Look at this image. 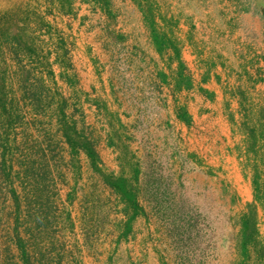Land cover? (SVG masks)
Here are the masks:
<instances>
[{
	"label": "rangeland",
	"instance_id": "rangeland-1",
	"mask_svg": "<svg viewBox=\"0 0 264 264\" xmlns=\"http://www.w3.org/2000/svg\"><path fill=\"white\" fill-rule=\"evenodd\" d=\"M0 264H264V0H0Z\"/></svg>",
	"mask_w": 264,
	"mask_h": 264
},
{
	"label": "crops",
	"instance_id": "crops-1",
	"mask_svg": "<svg viewBox=\"0 0 264 264\" xmlns=\"http://www.w3.org/2000/svg\"><path fill=\"white\" fill-rule=\"evenodd\" d=\"M243 18L249 19L250 16L244 15ZM219 69L220 70L217 71L218 74L213 76L207 83L199 84L207 91L206 93L201 92L198 85L195 86V88L197 87L196 89L189 90V92L184 91L183 95L188 96L182 100L183 105H186L185 107L192 114L199 128H204L205 126L209 127V122L212 121L206 122L207 117H209L210 120L214 118L213 120H216L221 126L228 127L229 125L227 123L229 121L226 119V107L234 98L232 97V93L226 88L229 80L227 67H220ZM208 93L209 95L211 94L212 97L208 96ZM213 115L216 117H212Z\"/></svg>",
	"mask_w": 264,
	"mask_h": 264
}]
</instances>
